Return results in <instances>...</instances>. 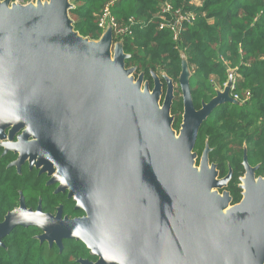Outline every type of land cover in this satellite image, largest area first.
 Segmentation results:
<instances>
[{"label": "water", "instance_id": "95a60500", "mask_svg": "<svg viewBox=\"0 0 264 264\" xmlns=\"http://www.w3.org/2000/svg\"><path fill=\"white\" fill-rule=\"evenodd\" d=\"M38 1L43 5L0 2V139L7 128L9 140L19 133L0 147L17 153L10 166L27 162L50 178L48 185L58 184L56 192L67 191L84 216L46 214L40 204L32 211L20 198L0 222V245L16 227L36 228L49 245L80 241L98 257L81 264H263L264 178L255 182L244 163L252 170L245 197L222 215L228 200L209 192L224 180H217L207 149L200 175L192 166L201 125L233 101L232 73L196 111L183 57L182 122L173 136L170 89L159 108L156 76L151 94L132 85L135 69L125 68L111 29L89 41L73 31L69 0Z\"/></svg>", "mask_w": 264, "mask_h": 264}, {"label": "trees", "instance_id": "16d2710c", "mask_svg": "<svg viewBox=\"0 0 264 264\" xmlns=\"http://www.w3.org/2000/svg\"><path fill=\"white\" fill-rule=\"evenodd\" d=\"M110 1L69 0L73 31L89 41H98L102 31L97 19ZM165 3L173 10L195 15L177 43L167 30L158 29L155 20L149 23L150 15ZM109 9L118 22L130 17L143 20L133 27L131 35L116 40L127 56L125 68H134L135 77L142 73L149 88L152 74L177 84L184 57L196 111L216 97L228 82L227 70H234L236 84L229 95H237L238 100L223 103L211 112L198 131L192 152L200 159L207 149L208 162L215 165L219 178L231 170L225 190L232 204H237L241 200L239 179L245 173L244 160L255 169L256 178H264V0H116ZM170 114L172 129L177 131L183 114L181 95L173 96ZM17 156L13 152L4 154L0 147V222L18 208L20 198L32 211L40 204L46 214L55 215L61 207L62 218L84 215L74 209L75 203L66 194L54 193L56 185H48L45 174L28 169L27 164L18 171L10 166ZM41 234L36 228L13 229L0 245V264H78L94 260L80 241L64 240L60 249L41 241Z\"/></svg>", "mask_w": 264, "mask_h": 264}, {"label": "built area", "instance_id": "2783aa9c", "mask_svg": "<svg viewBox=\"0 0 264 264\" xmlns=\"http://www.w3.org/2000/svg\"><path fill=\"white\" fill-rule=\"evenodd\" d=\"M27 0H22L23 3ZM116 0H111L100 12L98 19H97V27L102 31V33L107 29H111V34L116 38L126 37L132 34V29L137 24L142 23L138 19L134 17H130L125 21L118 22L115 18L111 15L109 7L115 2ZM19 3V2H18ZM20 3V4H22ZM195 5H199V2L194 3ZM195 19V15L192 12H184L181 9L173 10L172 6L165 3L161 5L158 9V13L154 22H157L158 29L167 30L171 34L172 41L177 43L181 33L183 32L185 26L191 24ZM151 22V20H149ZM224 65H227L224 62ZM228 72L232 73L231 77V84L229 87V93L234 90L236 84V75L234 74V70L228 69ZM227 83L224 84L225 87ZM220 91V90H219ZM222 92V90H221ZM232 100L237 101L238 96L233 94L229 95ZM248 98V94L246 95V99Z\"/></svg>", "mask_w": 264, "mask_h": 264}, {"label": "rangeland", "instance_id": "374dc122", "mask_svg": "<svg viewBox=\"0 0 264 264\" xmlns=\"http://www.w3.org/2000/svg\"><path fill=\"white\" fill-rule=\"evenodd\" d=\"M4 0H0V2L2 3ZM22 0H9V3H8V7L10 8L11 6H10V4L12 3V2H19V3H22L21 2ZM197 1H195L194 3H196ZM42 4L43 5V2H39L38 0H27V1H24L23 3H22V5H26V4ZM157 13H158V9H157V11L155 12V13H153V14H151L150 15V17L148 18L149 20H151V22H153L155 19H156V16H157ZM139 21H142L143 22V20L140 18V19H138ZM150 23V22H149ZM118 38H116V37H114L113 35H112V44H114V43H116V40H117ZM111 52H112V50H111ZM111 54H113V53H111ZM188 66V65H187ZM187 69H188V71H189V67H187ZM185 72H186V75H188V73H187V71L185 70ZM141 74V73H140ZM143 75V74H142ZM153 76H152V82H153V79L155 78V76L158 78V83H160L159 85H160V90H159V96H158V99H157V106L159 107V108H161L162 107V105H163V103H164V100H165V98H166V95H167V92H168V90L170 89V93L172 94V97L174 96V95H176V94H178V95H181V97L183 96V91H184V89H183V91L181 90V87H180V81L182 82L183 80H184V78L183 79H179L178 78V83L176 84V83H174L173 84V82H170L169 80H167L166 78L167 77H165L163 80L164 81H161L160 79H159V77L157 76V74H152ZM185 75V76H186ZM138 76H139V74L137 75V77H135L134 76V73L132 74H129L128 75V79L130 80V82L132 83V85L133 86H135V87H137L138 89H139V91H140V93H145V92H148V93H152V91H153V85H154V83L155 82H153V85H152V88H149V86H147V85H145L144 84V80L141 82V81H138L137 79H138ZM187 78V77H186ZM169 79V78H168ZM169 84H170V86H169ZM223 89H224V87L221 89L222 91H223ZM146 90V91H145ZM221 90L219 91V92H221ZM171 107V106H170ZM171 109V108H170ZM170 131H171V133H172V135L173 136H178V134H179V131H180V128L177 130V131H175V130H173V129H171L170 128ZM3 138L2 139H0V144L3 146V145H5V144H7V143H10V142H17L18 141V136H19V133H17V135H15L14 137H13V140H9V138H8V136H9V128H7V129H4V131H3ZM16 155H17V153H15ZM18 157V156H17ZM202 159H203V156H201L200 157V159H198L197 158V156H194V160L192 161V166L193 167H195V168H197L198 170H199V168H200V164H201V162H202ZM208 160V159H207ZM25 163H27V162H25ZM209 163V162H208ZM210 165V164H209ZM245 167H246V169H245ZM16 168V167H15ZM212 167L210 166V169H211ZM17 171L19 170V169H16ZM230 170V169H229ZM244 170H245V173H244V176L240 179L241 181H240V186L242 187V192H243V199H244V197H245V193H246V190H245V183H244V181L246 180V178H247V175L249 174V172L250 171H252L251 169H248V167L247 166H245L244 165ZM217 171V170H216ZM230 173H231V170L229 171V174L227 175V177L225 178V179H228L229 178V176H230ZM198 175H200V170H199V173H198ZM216 178H217V180H218V171L216 172ZM254 181L255 182H257V181H259L257 178H255L254 177ZM224 190H223V188H215V189H212L210 192H209V194L210 195H213V197L215 198V199H218V200H223L224 198H226L227 200H228V202H227V205H226V207L223 209V210H221L220 212H224V215L226 214V212H228L229 210H231L233 207H236L237 205H235V206H232V207H230L231 206V204L229 203V201H230V198H229V196H228V194L226 193V192H223ZM242 199V200H243ZM239 205V204H238ZM220 214H222V213H220Z\"/></svg>", "mask_w": 264, "mask_h": 264}, {"label": "flooded vegetation", "instance_id": "af4514ba", "mask_svg": "<svg viewBox=\"0 0 264 264\" xmlns=\"http://www.w3.org/2000/svg\"><path fill=\"white\" fill-rule=\"evenodd\" d=\"M151 76H153V75H151ZM7 152H12V151H7ZM7 152H4V149H3V153L5 154V153H7ZM14 153V152H13ZM244 163H246V161L244 160L243 161V165H244ZM25 164H27V163H24V164H22L21 165V167L22 166H24ZM21 167H19V169L21 168ZM27 167H28V164H27ZM28 169H29V167H28ZM32 169H34V168H32ZM255 170V169H254ZM39 172V171H38ZM39 174V173H38ZM229 174V173H228ZM227 174V175H228ZM39 175H43V174H39ZM46 175V174H45ZM47 176V175H46ZM227 176H225V177H223V178H219L218 177V180L219 181H223L224 180V185L221 187V188H223V192H226L227 194H228V196H229V198H230V201H229V203L231 204V206L230 207H232V206H235V205H238V204H240L241 203V201H242V199H243V192H242V188H240V184H239V188L241 189V200L237 203V204H232V198H231V196H230V194L225 190V187L227 186V184H228V182H229V180H230V178H231V173H230V176H229V178L228 179H225ZM255 177V176H254ZM242 178V177H241ZM240 178V179H241ZM256 178V177H255ZM239 179V180H240ZM49 180H50V178L48 177V181H47V184H48V182H49ZM241 181V180H240ZM52 185H56V189H55V191H54V193H62V194H66V196H67V191L66 192H56V190H57V187H58V184H52ZM67 199H69V198H67ZM74 203H75V201L73 200V199H71ZM58 209H60L61 210V207H58L57 208V210ZM74 209H75V204H74ZM75 210H80V209H75ZM83 212V211H82ZM61 213H62V211H61ZM220 213H222V215H224V212H220ZM84 214V213H83ZM61 216H62V214H61ZM84 216V215H83ZM82 216V217H83ZM81 218V217H80ZM89 254H90V252H89ZM90 256L92 257V258H94V260L93 261H89V260H81V261H86V262H90V263H96V261L98 260V257L97 256H92L91 254H90ZM77 263H78V261H77ZM78 264H81L80 263V261H79V263ZM264 264V263H263Z\"/></svg>", "mask_w": 264, "mask_h": 264}, {"label": "clouds", "instance_id": "9594fccd", "mask_svg": "<svg viewBox=\"0 0 264 264\" xmlns=\"http://www.w3.org/2000/svg\"><path fill=\"white\" fill-rule=\"evenodd\" d=\"M23 218L28 219L29 217L26 214H21Z\"/></svg>", "mask_w": 264, "mask_h": 264}, {"label": "bare ground", "instance_id": "6f19581e", "mask_svg": "<svg viewBox=\"0 0 264 264\" xmlns=\"http://www.w3.org/2000/svg\"><path fill=\"white\" fill-rule=\"evenodd\" d=\"M174 139V141L176 140V138H173ZM197 172L196 173H199V170H196Z\"/></svg>", "mask_w": 264, "mask_h": 264}]
</instances>
